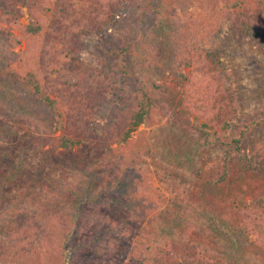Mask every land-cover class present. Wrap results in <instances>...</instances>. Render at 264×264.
<instances>
[{
	"label": "rangeland",
	"instance_id": "374dc122",
	"mask_svg": "<svg viewBox=\"0 0 264 264\" xmlns=\"http://www.w3.org/2000/svg\"><path fill=\"white\" fill-rule=\"evenodd\" d=\"M43 1L0 0V9L15 4L26 25L44 13ZM257 1L264 4L125 0L105 28L85 33L77 49L52 72L51 79L78 98L86 99L83 91L89 96L97 91L98 113L92 114L97 131L73 150L54 143L60 134L50 129L52 115L19 73L18 48L8 41L20 30L0 19V264L8 263L12 248L32 255L30 264H59L64 232L83 240L98 227V233L105 234V250L112 245L113 264H154L141 249L148 245L188 250L190 264H264V196L257 201L246 198L249 212L238 211L230 202H219L215 183L216 171L232 169L236 162L264 171V121L238 153L220 143L234 132L223 133L217 125L211 131L217 140L212 136L207 143L202 119L185 108L179 89L182 74L190 70L189 49L178 48L176 58L161 50L163 34H191L205 27L201 19L215 17L236 2ZM221 24L198 42L228 76L238 102L233 126L239 128L264 119V46ZM123 48L134 55L121 69L118 51ZM144 80L155 90L156 106L149 122L120 144L118 120L138 98ZM124 162L132 175L127 184L113 189L121 174L126 178ZM110 202L116 204L111 220L115 225L128 222L134 238L117 236L110 222L102 225ZM81 221L90 230L75 236ZM182 260L183 255L178 257L180 264Z\"/></svg>",
	"mask_w": 264,
	"mask_h": 264
},
{
	"label": "trees",
	"instance_id": "16d2710c",
	"mask_svg": "<svg viewBox=\"0 0 264 264\" xmlns=\"http://www.w3.org/2000/svg\"><path fill=\"white\" fill-rule=\"evenodd\" d=\"M41 5L44 13L39 14L35 21L26 25L21 24V12L15 7V4L1 7L0 19L4 25L17 27L20 30V35L10 34L11 40L8 41L13 48H18L15 59L20 69L19 73L32 93L52 115L49 116L50 129L54 133L60 134L54 138V143L59 148L73 150L76 146L87 144L89 132L92 134L96 130L92 114L93 111L98 113L97 91L93 90L91 96L83 91L86 99L78 98L76 94L61 88L57 80L51 79L52 72L66 62L69 55L77 49L80 39L85 33L105 28L108 21L121 8L125 7V0H47L43 1ZM200 23L205 27L195 29L188 35L173 32L163 34L161 50L176 58L174 54L179 53L178 48L188 47V53L192 58L191 62H187L186 65L190 67V70L182 74L179 83V89L182 88L184 91L183 104L191 114L202 119V135L207 143H211L212 136L215 137L211 131L217 125L218 130L223 133L230 130L234 132L228 139L220 143L227 146L233 153H238L247 136L260 127L264 119L260 122L256 120L246 122L239 128L233 126L238 105L236 93L231 89L226 73L220 70L222 65L208 53L201 51L198 40L204 39L208 32L219 29L221 23H227L230 29H235L255 44L264 46V4L261 1H257L255 5L236 2L227 6L215 17L201 19ZM179 41H184V43L181 44ZM118 54L120 68L123 69L126 60L131 59L134 52L131 49L123 48L118 51ZM181 55L182 53H180ZM144 81L141 84L138 98L129 103L124 111V118L118 120V125H121L120 138L116 141L120 144L126 143L139 126L149 122L151 113L156 106L154 102L155 90L147 83V80ZM88 91L90 92V90ZM213 139H215L213 141L217 140L216 137ZM124 167L127 173L126 178L121 174L119 182L112 185L113 189H118L120 184L128 183L132 173L125 162ZM215 179L219 190L218 194L222 199L219 202H222V205L230 202L235 210L248 213L249 211L244 208L245 199L249 197L257 201L264 196V171L257 167L242 166L236 162L234 167L227 171L218 169ZM115 206V203L107 204L106 208L110 210V214L104 217L102 225L106 222L114 224L111 218L115 213ZM93 208L96 211L99 209L97 206ZM96 211L94 216L97 214ZM44 215L47 227L50 226L53 229L51 226L53 221L50 216ZM91 220L89 219L92 223ZM130 227L128 222L121 225L114 224L111 231L119 237L130 239L135 237L134 232H132L134 237L131 235ZM98 229L99 227L83 240H75L70 236L71 234L64 232V236L61 237L62 240L64 239V244L61 245L59 264H95L96 262L98 264H113V260L109 258L110 252L113 251L112 245L109 244L108 249L105 250V234L98 233ZM89 230L88 224L81 221L75 236L88 233ZM53 239H57V237H53ZM110 239L115 238L111 236ZM69 241H76V243H68ZM65 246L66 250L63 249ZM17 249L12 248L11 252H8L7 264H30L33 256L25 252L21 254ZM132 249L133 252H136V249ZM141 249L154 264H163L164 262V264H180L178 257L181 255H183L184 264H190L193 261L188 250L182 253L181 250H176L174 245L171 250H165L158 245H148ZM44 260L47 261V259Z\"/></svg>",
	"mask_w": 264,
	"mask_h": 264
}]
</instances>
